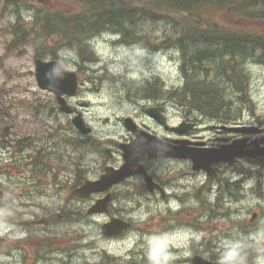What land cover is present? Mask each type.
I'll return each mask as SVG.
<instances>
[{"label": "flooded vegetation", "instance_id": "1", "mask_svg": "<svg viewBox=\"0 0 264 264\" xmlns=\"http://www.w3.org/2000/svg\"><path fill=\"white\" fill-rule=\"evenodd\" d=\"M160 102L153 100L144 101V105H157ZM164 104V102H161ZM135 119L141 127H148L138 115ZM169 119V115H168ZM184 120L190 117L183 116ZM215 121L206 119L204 135H197L195 131H189L185 135H179L173 129L165 130L154 123L156 128H151L153 134L161 138H169L173 145H177L179 140H186L189 147H195L196 143H202L201 147L205 149H217L222 145L229 144L238 138L244 137L242 133L233 130L237 127L249 126L257 127L258 130L252 131L246 137L250 140L264 136V122L256 119L242 120L236 119L226 123V128L214 124ZM158 128V129H157ZM98 139L103 145L110 149L108 158H101L95 154L97 161L80 162L72 165L71 168L59 166L57 175L61 180L70 179L75 184L83 183L87 179H98L106 168H119L123 161L121 147L132 140L130 133L121 134L116 137L115 132L108 134H99ZM80 142H87L92 146L91 136H80ZM12 152L9 148L4 150V157H11ZM141 161L146 165L150 174L153 176L158 189L152 195H149L146 185L141 176H136L121 185L110 190L113 195V201H125L131 199L132 195L145 196L149 195L156 202L154 215L147 218L134 217L133 223L136 224L131 228L130 233L137 232L142 234L147 227L151 232L157 235H166L169 251L179 253L175 249L174 243L177 242L174 234L183 232L188 233L195 227L196 207L194 201L202 195L203 221L209 222L207 228L211 227L213 212L219 214L217 220L219 227L229 228L227 225L229 219L223 218L222 214L228 210L236 214V225H242L243 221V198L250 194L261 197L264 200V157L255 160L236 159L232 163L215 162L204 171L196 172L190 161L184 159L158 158L151 159L148 156L141 157ZM15 162V161H14ZM28 173L30 176L35 175V167L39 164L35 162L28 163ZM75 169V171L73 170ZM11 173H5L3 180L11 184H23L28 188L17 190L11 189L0 191V205L4 212L11 211L12 221L16 224L15 229L23 231V236H17L14 242L13 258L17 264H36V260L42 261L41 264L51 260V249H46V244L28 235L29 232L35 233L40 231L46 234L49 230L41 225L42 218L50 215L47 207L35 209V203L30 199L34 184L32 179L20 178V171H15V164L10 165ZM51 174L49 171H46ZM22 179V180H21ZM40 181H47L46 178H39ZM23 181V183H21ZM262 189V193L259 190ZM132 190L135 191L132 194ZM145 193H143V192ZM105 194H92L87 198L76 199L64 203L59 208H54L55 212L62 215V222H72L73 220L82 227L83 232L93 233L95 231V240L105 242L110 248L111 253L106 249L97 247L94 240L77 242L75 249L68 247H59L58 252L64 256V261L75 262L76 264H151L147 257V250L140 243L131 241L117 242L116 238H111L103 234V225L113 218L126 217L127 210L116 211L114 205L110 207L106 214H89L91 205L104 197ZM25 196L27 199H25ZM234 203L236 204L234 206ZM237 204H239L237 206ZM151 220L150 224L147 222ZM233 227L234 226H230ZM38 228V229H37ZM127 234L123 233L118 238L122 239ZM46 239V236H43ZM189 254L186 262L191 263L195 256V238L187 239ZM121 244L123 250L116 253L115 246ZM200 245L203 248L205 258L215 259L210 253L207 234L204 232ZM71 250V251H69ZM169 253V252H165ZM70 257L71 259H67ZM179 260V259H178ZM177 260V262H178Z\"/></svg>", "mask_w": 264, "mask_h": 264}, {"label": "rangeland", "instance_id": "2", "mask_svg": "<svg viewBox=\"0 0 264 264\" xmlns=\"http://www.w3.org/2000/svg\"><path fill=\"white\" fill-rule=\"evenodd\" d=\"M29 2L38 8L42 7L56 13L79 10V6L71 0H30ZM205 16L210 17L206 22L210 23L211 26H216L228 33L246 37H264V18L261 19V22L243 21L240 18H234L227 10H222L219 7L211 8L205 13ZM25 19L24 23L26 24ZM11 20H14L12 7L7 5L4 0H0V25L3 27ZM145 31L150 35V38H158L160 46L148 45L147 43H114L115 40H112L113 34H111V37L106 36L100 45L89 46V50L100 57L99 62L101 61L106 69L102 72L101 69H98L96 73L111 76V80L103 77L101 82L95 84V82L91 83L92 76L86 71H82L81 74L83 79L82 90L87 93L85 99L92 104L86 117L99 129H112V125L119 118L118 116L127 114L132 110L129 102L122 96V94L126 96L128 93L126 89L128 85L124 81L131 79V76L134 77L132 80L141 76L144 79L141 81L144 83L153 82L147 77L159 76V81L163 83L164 87H169L171 90L174 89L171 88L173 84L177 86L183 79L178 58L164 51L161 44L166 36L173 33V30L171 28L162 29L158 25L149 24L145 27ZM3 33H7V29H3ZM35 42L37 47L39 39H35ZM56 51L59 53L58 50ZM248 51L249 49L241 48L237 54L243 55ZM27 64V53L21 54L16 51L13 60H9L3 53H0V94L8 93V98L11 96V101L16 104L13 114L20 133L19 138L32 134L36 138L42 137L49 122L52 124V131L59 134L58 123L61 118L52 109L53 98L49 93L38 88L33 78L32 67ZM32 65L34 66V63ZM262 66L253 65L247 68V73L244 74L245 94L243 99L245 104L242 105V108L249 112L250 116L257 113L264 117V63H262ZM13 79L19 84L14 88V92L4 84V82L11 84ZM234 79L235 81L239 80L237 77ZM1 83L4 85V90L1 89ZM232 97L235 98L236 96L233 95ZM40 158L45 160L42 156ZM142 205V209L146 211V203L145 205L142 203ZM253 209L251 202L244 201V215L252 212ZM252 217L250 215L244 218V226L258 229L259 222L257 219L252 221ZM215 225L216 223L213 224V226ZM148 235L138 236L137 241L145 239ZM229 236H231V233L222 234L216 227L212 228L211 240L213 242ZM248 249L249 245L246 244V238H244L240 253L244 254ZM256 255H260V252H257ZM258 264H264V259Z\"/></svg>", "mask_w": 264, "mask_h": 264}, {"label": "trees", "instance_id": "3", "mask_svg": "<svg viewBox=\"0 0 264 264\" xmlns=\"http://www.w3.org/2000/svg\"><path fill=\"white\" fill-rule=\"evenodd\" d=\"M79 2L84 6L82 14L88 20H93L94 23L97 21L100 26L102 23L110 22L113 31L132 42L145 43L150 40L146 37L144 29L149 24L155 25V21L164 28L173 27L174 33L163 40V48L178 53L180 67L193 76L202 72L207 75L209 70L223 67L224 59L236 58L240 55L237 52L241 48L251 49L249 39L228 37L210 28L200 14L206 6L230 9L234 15H242L252 7L264 6V0H245V5L242 3L243 0H79ZM155 10L170 14L157 13ZM256 13L253 18H257ZM189 22L196 25L190 27ZM202 26L205 29H201ZM186 27L190 30H186ZM79 29H82L81 26L77 27V31H81ZM57 34H62V31ZM212 86L216 87L214 84L204 87L195 82L191 84L194 95L200 101L202 98L209 101L215 99L216 102L212 105L217 107L220 104L217 99L222 96ZM187 91L192 94L190 89ZM194 101L200 108L207 105V102Z\"/></svg>", "mask_w": 264, "mask_h": 264}, {"label": "water", "instance_id": "4", "mask_svg": "<svg viewBox=\"0 0 264 264\" xmlns=\"http://www.w3.org/2000/svg\"><path fill=\"white\" fill-rule=\"evenodd\" d=\"M75 124L79 127L81 126V119L79 117L75 119ZM125 176H127V173L126 174L123 173V174L112 175L111 176V185L122 180Z\"/></svg>", "mask_w": 264, "mask_h": 264}]
</instances>
